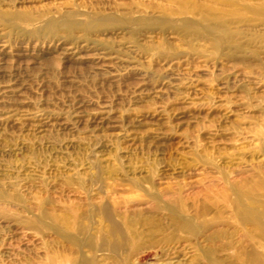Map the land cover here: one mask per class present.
Masks as SVG:
<instances>
[{"label": "rangeland", "instance_id": "1", "mask_svg": "<svg viewBox=\"0 0 264 264\" xmlns=\"http://www.w3.org/2000/svg\"><path fill=\"white\" fill-rule=\"evenodd\" d=\"M0 264H264V0H0Z\"/></svg>", "mask_w": 264, "mask_h": 264}]
</instances>
